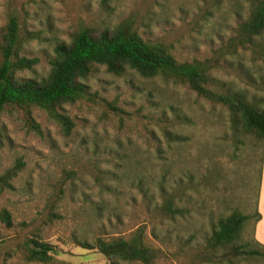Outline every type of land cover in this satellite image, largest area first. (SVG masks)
<instances>
[{"label":"rangeland","instance_id":"1","mask_svg":"<svg viewBox=\"0 0 264 264\" xmlns=\"http://www.w3.org/2000/svg\"><path fill=\"white\" fill-rule=\"evenodd\" d=\"M249 4L0 0V29L15 15L37 34L19 54L38 63L18 76L41 79L58 42L85 26L101 30L128 19L179 61L215 60L212 91L264 101V38L230 45ZM84 82V96L58 109L73 122L69 134L38 107L0 112V212L12 219L11 227L0 219V264H108L79 242L128 236L138 227L158 250L153 264H184L189 248L203 244L219 216L233 209L251 216L243 235L252 238L264 139L245 133L226 106L186 84L130 69L118 75L103 65ZM16 164L7 185L2 176ZM166 200L180 213L162 210ZM37 235L52 246L49 263L23 255V241Z\"/></svg>","mask_w":264,"mask_h":264},{"label":"trees","instance_id":"2","mask_svg":"<svg viewBox=\"0 0 264 264\" xmlns=\"http://www.w3.org/2000/svg\"><path fill=\"white\" fill-rule=\"evenodd\" d=\"M133 26V21L125 19L113 28L82 27L71 34L69 42L60 41L54 46L46 76L41 79L23 78L18 73L32 69L38 58L20 55V49L25 41L36 38L37 34L23 29L17 17L10 15L0 29V112L6 106L38 107L59 123L64 133L69 134L73 122L58 109L82 98L87 87L85 79L95 65H103L107 71L118 75L130 69L145 78L160 77L186 84L199 95L226 106L232 122L245 133L264 139V104L261 103L264 101L250 99L239 91H212L207 83L215 60L179 61L167 45L144 39ZM236 31L230 41L231 46H243L255 38H264V0H250L248 15L238 24ZM18 169L16 164L2 176L7 185ZM261 171L262 166L260 175ZM162 210L171 216L180 213L171 200H166ZM259 217L257 199L253 236L248 240L243 232L251 219L249 214L233 209L219 216L205 242L191 246L183 256V263L264 262V245L254 237V226ZM0 219L7 227L12 226L6 209L0 212ZM79 244L85 249H96L108 264H153L158 257V250L148 242L143 227L136 228L128 236L96 237L92 242L85 240ZM22 251L27 261L49 263L52 260L49 254L52 246L39 235L23 241Z\"/></svg>","mask_w":264,"mask_h":264},{"label":"crops","instance_id":"3","mask_svg":"<svg viewBox=\"0 0 264 264\" xmlns=\"http://www.w3.org/2000/svg\"><path fill=\"white\" fill-rule=\"evenodd\" d=\"M258 212L260 217L254 226V237L259 243L264 245V154L262 156V171L258 189Z\"/></svg>","mask_w":264,"mask_h":264}]
</instances>
